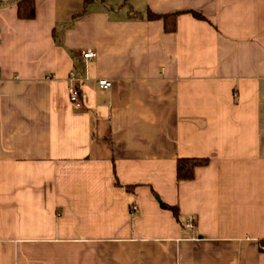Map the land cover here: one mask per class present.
I'll list each match as a JSON object with an SVG mask.
<instances>
[{
	"label": "crops",
	"instance_id": "1",
	"mask_svg": "<svg viewBox=\"0 0 264 264\" xmlns=\"http://www.w3.org/2000/svg\"><path fill=\"white\" fill-rule=\"evenodd\" d=\"M20 1L0 8V264H264V0ZM178 158L207 163L179 180Z\"/></svg>",
	"mask_w": 264,
	"mask_h": 264
},
{
	"label": "trees",
	"instance_id": "2",
	"mask_svg": "<svg viewBox=\"0 0 264 264\" xmlns=\"http://www.w3.org/2000/svg\"><path fill=\"white\" fill-rule=\"evenodd\" d=\"M93 1V0H86ZM17 13L20 18H32L35 14L34 9V0H21L18 3ZM179 12L173 13H154L151 11L147 12L148 19H161L163 22L164 30L167 32H173L176 29V16ZM193 16L199 19H206L202 14L191 11ZM210 21V20H208ZM207 163V159L204 158H178L176 162V177L177 179H190L193 177L194 169L197 166L205 165ZM135 185H124V188L132 191ZM166 208L171 210L173 215L177 218L178 211L177 208L171 205H165ZM259 247L261 250H264V239L259 241Z\"/></svg>",
	"mask_w": 264,
	"mask_h": 264
},
{
	"label": "built area",
	"instance_id": "3",
	"mask_svg": "<svg viewBox=\"0 0 264 264\" xmlns=\"http://www.w3.org/2000/svg\"><path fill=\"white\" fill-rule=\"evenodd\" d=\"M16 1L17 0H0V8L7 6V5H11L15 3ZM95 56H96V52L92 49H84L80 51V57L85 61H88L94 58ZM70 79L73 81L74 76L71 75ZM98 84L102 89H107L110 86L109 81H107L106 79H99ZM68 93H69V98L71 102H76L78 100V91L74 85H70L68 87ZM194 224L195 222L191 218H189L185 223V225L190 228L194 227Z\"/></svg>",
	"mask_w": 264,
	"mask_h": 264
}]
</instances>
